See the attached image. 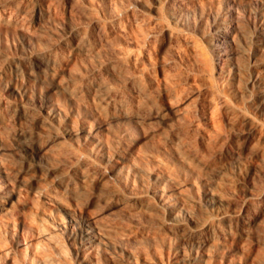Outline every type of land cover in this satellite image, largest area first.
<instances>
[{
    "label": "rangeland",
    "instance_id": "rangeland-1",
    "mask_svg": "<svg viewBox=\"0 0 264 264\" xmlns=\"http://www.w3.org/2000/svg\"><path fill=\"white\" fill-rule=\"evenodd\" d=\"M6 191L0 264H264V0H0Z\"/></svg>",
    "mask_w": 264,
    "mask_h": 264
},
{
    "label": "bare ground",
    "instance_id": "bare-ground-1",
    "mask_svg": "<svg viewBox=\"0 0 264 264\" xmlns=\"http://www.w3.org/2000/svg\"><path fill=\"white\" fill-rule=\"evenodd\" d=\"M12 197H17L15 194L13 195V191H6L4 195H0V209H3L4 208L3 204L9 203Z\"/></svg>",
    "mask_w": 264,
    "mask_h": 264
}]
</instances>
